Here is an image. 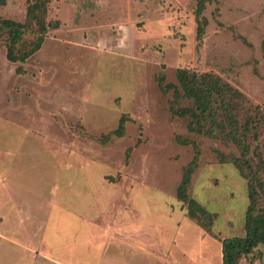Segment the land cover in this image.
Masks as SVG:
<instances>
[{"label": "rangeland", "instance_id": "1", "mask_svg": "<svg viewBox=\"0 0 264 264\" xmlns=\"http://www.w3.org/2000/svg\"><path fill=\"white\" fill-rule=\"evenodd\" d=\"M5 1L1 16L24 23L34 0ZM196 6L54 0L60 28L33 58L10 63L0 47V264H222V240L244 236L240 151L192 134L159 78L214 73L264 107V0L207 4L202 40ZM179 137L198 143L189 196L213 215L215 236L177 198L195 156ZM249 143L257 168L264 127Z\"/></svg>", "mask_w": 264, "mask_h": 264}, {"label": "trees", "instance_id": "2", "mask_svg": "<svg viewBox=\"0 0 264 264\" xmlns=\"http://www.w3.org/2000/svg\"><path fill=\"white\" fill-rule=\"evenodd\" d=\"M54 0H34L27 12L24 23L5 19L0 14V47L6 48V58L10 63L26 64L45 44L51 30L60 28V22L52 23L49 19L50 5ZM198 38L205 35L207 20L203 16L206 5L214 0H194ZM6 5L0 0V9ZM3 45V46H2ZM18 74L25 71L18 68ZM164 76L159 81L164 92L174 91V99L170 103L172 114L181 119H188V129L192 134L208 137L221 142L232 143L241 153L240 158L232 162L241 171L248 182L249 206L246 211L244 236H236L222 240V264H242L243 259H250L248 264H257L263 258L260 247L264 246V182L260 172L264 170L262 154L256 153L260 159L256 168L248 158L252 138L255 144L260 142L264 127V107L253 105L245 95L231 84L214 73H200L188 68L177 70L176 84H164ZM1 90V80H0ZM188 101L190 105H185ZM124 126L121 119L120 129ZM182 145H193L195 156L185 168L182 182L177 190V198L187 203V214L191 219L203 222L212 236L213 215L196 200L190 198L192 176L200 161L198 143L191 139L178 138ZM259 149V146L256 145ZM221 162L226 156L218 153Z\"/></svg>", "mask_w": 264, "mask_h": 264}]
</instances>
